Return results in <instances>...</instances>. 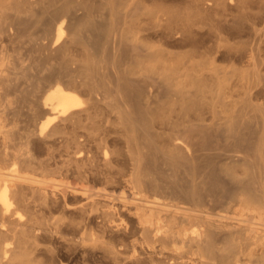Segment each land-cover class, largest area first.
I'll list each match as a JSON object with an SVG mask.
<instances>
[{
	"label": "bare ground",
	"instance_id": "obj_1",
	"mask_svg": "<svg viewBox=\"0 0 264 264\" xmlns=\"http://www.w3.org/2000/svg\"><path fill=\"white\" fill-rule=\"evenodd\" d=\"M0 264H264V0H0Z\"/></svg>",
	"mask_w": 264,
	"mask_h": 264
}]
</instances>
